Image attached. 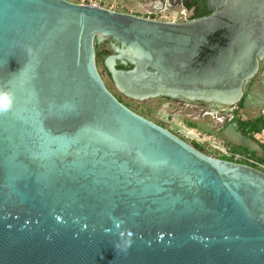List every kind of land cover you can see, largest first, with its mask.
Here are the masks:
<instances>
[{"label": "water", "instance_id": "water-1", "mask_svg": "<svg viewBox=\"0 0 264 264\" xmlns=\"http://www.w3.org/2000/svg\"><path fill=\"white\" fill-rule=\"evenodd\" d=\"M169 24L67 0H0V264H264V173L208 158L136 100L237 104L264 0Z\"/></svg>", "mask_w": 264, "mask_h": 264}, {"label": "rangeland", "instance_id": "rangeland-1", "mask_svg": "<svg viewBox=\"0 0 264 264\" xmlns=\"http://www.w3.org/2000/svg\"><path fill=\"white\" fill-rule=\"evenodd\" d=\"M152 4V0H102L101 6L115 12L146 17ZM191 7L187 6L183 10L182 17L192 18L194 10ZM180 8L182 7L176 6L175 12L169 14L162 12L158 19L165 20V14L168 19L176 18ZM108 42L109 40H104L95 45V63L104 85L119 102L208 158L244 164L264 172V151L260 139L243 134L235 120V115L243 122L264 120V59L260 63L258 73L244 86L242 106L239 101L231 108L234 113L228 112L229 110L221 113V109L216 111L211 103L182 98L136 100L123 95L115 88L102 64L103 60L113 55ZM260 160H263V163Z\"/></svg>", "mask_w": 264, "mask_h": 264}, {"label": "flooded vegetation", "instance_id": "flooded-vegetation-1", "mask_svg": "<svg viewBox=\"0 0 264 264\" xmlns=\"http://www.w3.org/2000/svg\"><path fill=\"white\" fill-rule=\"evenodd\" d=\"M152 1H153V4L151 6V10H149L148 13H147V16L143 17V18H147V19H150V20H153V21H159V22H164V23H169V24H183V23L188 22V21L199 19L197 17L201 13L203 15H206L207 12H210L208 7H207L208 0H189L188 4H187V0H164V2H163V0H152ZM202 5L206 6L207 11H202ZM176 6L177 7H179V6L182 7L180 9H178V12H180V13L179 14L177 13L178 16L176 18L173 17L172 19L171 18L168 19L167 18V16H168L167 14H169L170 12H175ZM187 6H192L191 8H193V10H194V14H193L192 18L190 17L188 19L185 18V17H182L183 16V10ZM162 12L163 13H165V12L167 13V14L164 15V17L166 18L165 20L158 19V16H160V14ZM134 16H136V15H134ZM138 17H140V16H138ZM110 43H111V41L108 42V44H110ZM110 49H111V51H112V53L114 55L115 53L113 52L111 47H110ZM95 55H96V53H95ZM260 63H259L258 70H257L256 74L259 71ZM243 95H244V93H243ZM165 99L170 100L171 98H165ZM177 99H180V98H174L173 100H177ZM211 106L216 111L218 109H221L220 110L221 113H225L228 110H229L228 112H230V113L233 112V109H231L232 106H230V108H226V107H223L221 105L213 104V103L211 104ZM238 118H239L238 115H235V120H237Z\"/></svg>", "mask_w": 264, "mask_h": 264}, {"label": "trees", "instance_id": "trees-1", "mask_svg": "<svg viewBox=\"0 0 264 264\" xmlns=\"http://www.w3.org/2000/svg\"><path fill=\"white\" fill-rule=\"evenodd\" d=\"M202 11H207V8L205 5H202ZM210 12H207L206 15H203L202 13L200 15H198L197 18H201L204 16L209 15ZM244 98H241L239 105L242 106V102H243ZM237 123L239 124V128L241 130V132L243 134H258L260 133L262 130H264V120L261 119H256L254 121H247V122H243L239 119H237ZM260 162H263V160H260Z\"/></svg>", "mask_w": 264, "mask_h": 264}, {"label": "built area", "instance_id": "built-area-1", "mask_svg": "<svg viewBox=\"0 0 264 264\" xmlns=\"http://www.w3.org/2000/svg\"><path fill=\"white\" fill-rule=\"evenodd\" d=\"M67 1H70V2H73V3H76V4H79V5H82V6L102 8V6H101L102 0H67ZM252 136L255 139H260L259 142H260V144H261V146L263 148V151H264V130H262L258 134H253Z\"/></svg>", "mask_w": 264, "mask_h": 264}, {"label": "clouds", "instance_id": "clouds-1", "mask_svg": "<svg viewBox=\"0 0 264 264\" xmlns=\"http://www.w3.org/2000/svg\"><path fill=\"white\" fill-rule=\"evenodd\" d=\"M12 99L9 92H0V113L7 112L12 107Z\"/></svg>", "mask_w": 264, "mask_h": 264}]
</instances>
